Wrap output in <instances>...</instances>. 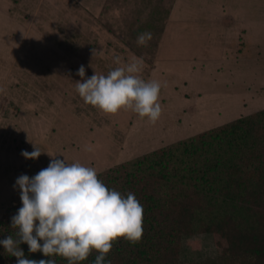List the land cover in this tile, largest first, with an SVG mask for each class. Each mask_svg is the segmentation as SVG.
I'll list each match as a JSON object with an SVG mask.
<instances>
[{"label":"rangeland","instance_id":"obj_1","mask_svg":"<svg viewBox=\"0 0 264 264\" xmlns=\"http://www.w3.org/2000/svg\"><path fill=\"white\" fill-rule=\"evenodd\" d=\"M115 56L143 58L139 75L161 82L156 123L79 96L75 82L106 75ZM0 90L1 218L47 152L100 172L263 109L264 0H0ZM33 144L40 156L25 158ZM180 259L222 263L210 232L184 235Z\"/></svg>","mask_w":264,"mask_h":264},{"label":"trees","instance_id":"obj_2","mask_svg":"<svg viewBox=\"0 0 264 264\" xmlns=\"http://www.w3.org/2000/svg\"><path fill=\"white\" fill-rule=\"evenodd\" d=\"M97 173L143 206L140 240L115 239L105 256L111 264H182V238L196 232L214 235L222 259L199 264H264V108ZM21 205L4 211L0 238H16L11 217ZM20 247L29 259L50 258L24 242ZM96 255L79 264H92ZM16 260L0 245V264Z\"/></svg>","mask_w":264,"mask_h":264},{"label":"clouds","instance_id":"obj_3","mask_svg":"<svg viewBox=\"0 0 264 264\" xmlns=\"http://www.w3.org/2000/svg\"><path fill=\"white\" fill-rule=\"evenodd\" d=\"M152 33L145 31L137 36V43L145 45ZM117 67L105 74L94 72L83 81L77 80L75 88L86 104L105 114L130 109L152 123L159 119L162 108L159 103L161 82L145 80L143 58L133 57L121 63L114 57ZM85 77V66L77 69ZM2 91V90H0ZM40 148L22 150L25 158H38ZM47 167L31 177L19 175L14 187H18L22 205L11 217L10 226L17 229L16 238L7 235L0 238L4 252L17 257L15 264H56V255L67 259V264H79L95 250L92 264H111L105 256L112 242L123 237L136 243L142 236L143 206L129 192L126 196L109 188L98 178L97 169L79 161L68 162L58 153L47 152ZM28 245L29 252L40 251L49 259H29L20 244Z\"/></svg>","mask_w":264,"mask_h":264}]
</instances>
